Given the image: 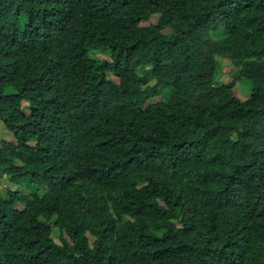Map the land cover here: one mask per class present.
<instances>
[{"label": "trees", "instance_id": "16d2710c", "mask_svg": "<svg viewBox=\"0 0 264 264\" xmlns=\"http://www.w3.org/2000/svg\"><path fill=\"white\" fill-rule=\"evenodd\" d=\"M0 121V264H264V0H0Z\"/></svg>", "mask_w": 264, "mask_h": 264}, {"label": "rangeland", "instance_id": "374dc122", "mask_svg": "<svg viewBox=\"0 0 264 264\" xmlns=\"http://www.w3.org/2000/svg\"><path fill=\"white\" fill-rule=\"evenodd\" d=\"M158 19H159V13H156V14H153L148 20H144L142 24L143 25L155 24L158 22ZM165 31L169 32L170 28L165 29ZM92 56L100 57V58H107V59L111 58L110 52L95 51V52H92ZM217 62H218V66H217L216 76H215L216 82L224 83L236 77L237 71L234 68V65L230 62V60L227 57L223 55H219L217 56ZM251 82L252 81L246 77L240 79V81L237 82L236 87L234 89L235 94L242 99L249 98L252 93V89H251L252 83ZM150 83L153 84L154 81H151ZM162 98H163L162 95L152 97L148 100V103L161 100ZM2 140L14 141V135L3 124V122L0 121V144ZM18 183L19 182L12 181L9 177H7V175L3 174L0 180V189L2 190L4 194H6L9 188L17 189L19 187ZM24 189L27 190V188H24ZM19 207H23V206L19 204ZM158 233L161 234L162 232L158 231ZM59 235H60V230L58 227H55L52 232V236L57 242L62 243V239L60 238ZM64 237H67L69 239V236L67 234H64ZM89 237H90V243L92 244L95 237L91 234H89Z\"/></svg>", "mask_w": 264, "mask_h": 264}]
</instances>
